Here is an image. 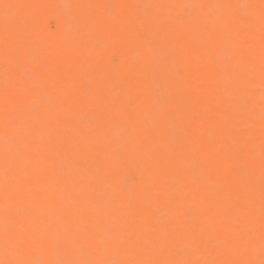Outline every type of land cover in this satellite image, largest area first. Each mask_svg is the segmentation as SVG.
I'll return each instance as SVG.
<instances>
[{
    "label": "bare ground",
    "instance_id": "bare-ground-1",
    "mask_svg": "<svg viewBox=\"0 0 264 264\" xmlns=\"http://www.w3.org/2000/svg\"><path fill=\"white\" fill-rule=\"evenodd\" d=\"M261 261L264 0H0V264Z\"/></svg>",
    "mask_w": 264,
    "mask_h": 264
},
{
    "label": "rangeland",
    "instance_id": "rangeland-1",
    "mask_svg": "<svg viewBox=\"0 0 264 264\" xmlns=\"http://www.w3.org/2000/svg\"><path fill=\"white\" fill-rule=\"evenodd\" d=\"M110 59H111L112 63H114L115 65H118L121 61L119 56L116 54H111Z\"/></svg>",
    "mask_w": 264,
    "mask_h": 264
},
{
    "label": "snow or ice",
    "instance_id": "snow-or-ice-1",
    "mask_svg": "<svg viewBox=\"0 0 264 264\" xmlns=\"http://www.w3.org/2000/svg\"><path fill=\"white\" fill-rule=\"evenodd\" d=\"M261 264H264V261H261Z\"/></svg>",
    "mask_w": 264,
    "mask_h": 264
}]
</instances>
